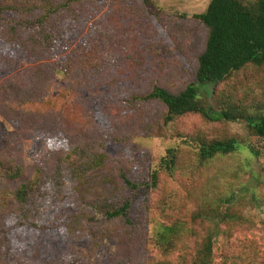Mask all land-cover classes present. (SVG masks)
Instances as JSON below:
<instances>
[{
    "label": "rangeland",
    "instance_id": "rangeland-1",
    "mask_svg": "<svg viewBox=\"0 0 264 264\" xmlns=\"http://www.w3.org/2000/svg\"><path fill=\"white\" fill-rule=\"evenodd\" d=\"M209 1H77L56 23L47 47L28 51L0 43V161L23 170L17 181L0 175V264L176 263L182 248L192 252L206 231L214 230L193 216L216 203L239 219L212 231L215 262L264 264V156L253 159L245 148L250 143L264 150V140L252 138L243 120L208 122L186 115L165 124L161 104L135 100L153 87L176 94L196 83L207 29L192 15L204 13ZM9 22L0 30L6 42ZM202 90L211 107L229 102L249 116L264 114V66L248 65L214 92L210 86ZM200 137L234 138L240 149L198 166ZM82 146L107 156L92 180L96 192H104L103 176L119 183L123 173L131 181L150 182L158 171L156 189L135 198L129 223L94 222L67 186L68 200L52 209L45 223L39 220L45 228L17 229L5 213L14 190L36 169L50 173L57 157ZM170 148L177 150V166L167 174L158 164ZM78 214L83 220L74 226ZM176 222L199 235L185 234L165 257L153 230Z\"/></svg>",
    "mask_w": 264,
    "mask_h": 264
},
{
    "label": "trees",
    "instance_id": "trees-1",
    "mask_svg": "<svg viewBox=\"0 0 264 264\" xmlns=\"http://www.w3.org/2000/svg\"><path fill=\"white\" fill-rule=\"evenodd\" d=\"M77 1L82 3L84 0H37L36 4L0 0V30L4 21H10L7 29L9 40L6 42L7 38H2L0 43H16L28 51L47 47L49 42H53L51 40L56 23L71 11L72 5ZM192 18L207 29L204 48L197 57L196 83L187 85L176 94L161 87H153L147 94L135 97V100L161 104L165 109V124L186 115H198L208 122L243 120L252 138L264 140V114L249 116L244 108L229 102H224L223 108L211 107L207 101L208 92L202 90L210 86L214 92L215 87L248 65L264 66V0H210L205 12L194 14ZM195 141L196 165L203 167L216 157L229 156L240 149L239 142L234 138L206 140L200 137ZM245 148L253 159L259 160L264 156L263 149L250 143ZM106 160L107 156L103 152H98L91 146L72 148L55 159L50 173L38 168L30 180L19 184L12 194L13 205L7 206L6 215L11 217L17 229H43L45 227L41 222H46L50 215L48 213L68 200L66 191L69 186L72 196L80 202V209L92 213L89 221L123 219L129 223L135 198L156 189L158 171L152 172L150 182L131 181L123 173L120 174L119 183L103 176L101 189L104 192L98 193L92 180L95 173L104 169ZM176 166L177 150L170 148L160 159L158 169L172 174ZM0 175L17 181L23 178V170L19 166H8L0 161ZM108 185L110 189L107 188ZM38 215H41L39 219ZM193 219L212 223L213 229L217 231L218 226L226 220L239 218L229 211L221 212L216 203L215 206L208 205L200 209ZM82 220L80 214L76 215L73 225H79ZM2 231L5 234V230ZM212 231L210 228L206 231L200 242L194 245L192 252L189 253L186 247L182 248L178 262L163 260L151 264H218L214 260L212 236L215 233ZM185 234L196 237L199 235L185 224L176 222L170 225L159 224L153 230L152 239L160 253L169 257ZM228 263L226 260L221 264Z\"/></svg>",
    "mask_w": 264,
    "mask_h": 264
}]
</instances>
